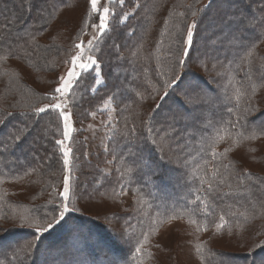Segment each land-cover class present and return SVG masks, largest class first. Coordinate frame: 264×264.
Masks as SVG:
<instances>
[{
	"label": "trees",
	"instance_id": "16d2710c",
	"mask_svg": "<svg viewBox=\"0 0 264 264\" xmlns=\"http://www.w3.org/2000/svg\"><path fill=\"white\" fill-rule=\"evenodd\" d=\"M206 1L110 2L100 77L81 72L68 104L78 127L108 102L116 121L99 153L73 132L60 220L64 122L37 109L98 13L0 0V264H264V0ZM171 220L190 263L158 242Z\"/></svg>",
	"mask_w": 264,
	"mask_h": 264
},
{
	"label": "rangeland",
	"instance_id": "374dc122",
	"mask_svg": "<svg viewBox=\"0 0 264 264\" xmlns=\"http://www.w3.org/2000/svg\"><path fill=\"white\" fill-rule=\"evenodd\" d=\"M111 1H114V0H98L99 14H103L102 10L104 7H107L110 10L107 16V23L111 15L113 14L112 9L109 6ZM208 1L209 0H207L206 2ZM91 12H92V9H91ZM92 14L94 15L96 13L92 12ZM98 23H99L98 20L97 21L93 20V23L89 24V27H88L89 32H88L87 39H84V41L79 43L81 44L82 47L79 49L78 48L75 49V51L71 55L70 61L67 64L63 65L59 69L57 74L54 76V79L56 82L55 89L59 87L61 83H63L64 81L68 79L67 73L70 70H74L75 72H78L80 74L81 72L85 71L78 67L79 63L84 62L87 64H91V60L89 59V57L95 59L91 55L90 45L91 43H93V40H95V38H97V36L100 34L99 29L92 26L93 24H98ZM192 25L193 24H191V26ZM189 47L190 45L187 43V34H186L185 51H187ZM81 52H83L82 60H78L76 65H74L72 63V58L79 57ZM93 68L96 69V72L98 76L100 77L99 65L97 61H96V64L93 65V67L90 69H93ZM61 77L64 78V81L60 79ZM75 82H76V79L72 81L70 87H68L64 91L63 95L56 93L55 100H53L51 103H59L61 105V108L58 111L60 112L62 110L65 113L70 114L69 120H68V123L71 126L70 139L75 130L81 129L85 133V140L89 147V153H99L100 151L104 150L107 146L108 126L111 124H114L116 121L114 107L110 102H108L103 106L102 111H99L98 113H95L92 116V119L89 123H86L81 127L76 126L73 115L71 113V110L68 104V94L70 93ZM46 105H49V104H46ZM43 107H45V105ZM63 122L65 124L64 118H63ZM65 131L66 129L64 127V132ZM70 139H65L63 137L62 140H64V146L70 147ZM61 151H62V146H61ZM62 156H63V151H62ZM63 160H64V156H63ZM70 162H71V154L69 156V164L67 166L64 165V178L68 177L69 183H70V177H71ZM242 165L246 167L249 166L247 160L242 161ZM63 188H64V182H63ZM122 196L127 204L131 202L132 199L127 195V193L123 194ZM183 235H187L186 234V223L182 220H171L170 222L165 224L164 227L161 229V231L158 233V242L163 247V249L166 248V250H168V255H169V252H171L173 254H176V258H178L179 261L190 263L191 261H193V256L191 255L190 247L185 245L184 243H181V241L183 240L181 236Z\"/></svg>",
	"mask_w": 264,
	"mask_h": 264
},
{
	"label": "snow or ice",
	"instance_id": "6c2138e0",
	"mask_svg": "<svg viewBox=\"0 0 264 264\" xmlns=\"http://www.w3.org/2000/svg\"><path fill=\"white\" fill-rule=\"evenodd\" d=\"M89 3L91 5L92 12L93 13H98V21H99V23L98 24H93L92 26L98 28L99 32L101 34H103L104 31L108 27L107 16H108L110 10H109V8L104 7L103 10H102L103 14H99L98 0H89ZM121 3H123V0H121ZM195 27H196V24L193 23V25L191 27H189V29H188L187 43L189 45H191L192 42H193V28H195ZM76 47L79 49L82 46H81V44H77ZM184 55H187V52H185ZM82 58H83V52H81L79 57H73L72 58V63L74 65H76L77 61L78 60H82ZM89 59L91 60V64H87V63L81 62V63H79L78 67L80 69H82V70H85V71H87L88 69L92 68L93 65L96 64V61H95V59H93L91 57H89ZM183 63H184V61L181 60L180 64H183ZM67 77H68V79L66 81H64L63 77L60 78L64 82L61 83V85L55 89L56 93H59V94L63 95L64 91L68 87H70L72 81L74 79H76V80L79 79L80 73L75 72L74 70H70L67 73ZM172 83H175V81H173ZM165 86L168 87L170 85L166 84ZM165 95H167V93H165ZM53 100H55V97H53ZM60 108H61V105L59 103H50L49 105H45V107H43V108L37 109V112L43 113V112H45L46 110H49V109L55 111V110H59ZM59 115L61 117H63L64 121H65L64 127H65L66 131L64 132V138L65 139H70L71 126L68 123L70 114L65 113L64 111L61 110ZM148 131L152 132L153 129L151 127H149ZM20 138H21L20 136H15L14 137V139H16V140H19ZM56 143L62 146V151H63V156H64L63 163H64L65 166H67L69 164V156H70V154L72 152V149L70 147L64 146V140H57ZM153 143H155V141H153ZM211 187H212L211 184H209V189H211ZM69 190H70L69 189V178L65 177L64 178V188H63V191L60 193V196L63 197V201H64L63 206L62 207L57 206V207H55L53 209V211H58L59 212V219L60 220H63L64 217H65V214L69 211V206H68V203H67V201L69 200ZM54 219H55V217H54ZM221 219H223V216H221ZM57 222H59V221H57ZM51 227H52V225L49 223L47 225V228L43 229V231H47L48 228H51ZM36 230L38 232L41 231L40 228H37ZM139 250L140 249H137V251H139Z\"/></svg>",
	"mask_w": 264,
	"mask_h": 264
}]
</instances>
